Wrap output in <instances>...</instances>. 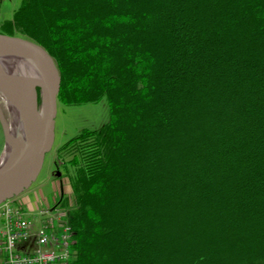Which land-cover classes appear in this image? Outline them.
<instances>
[{
    "label": "trees",
    "instance_id": "obj_1",
    "mask_svg": "<svg viewBox=\"0 0 264 264\" xmlns=\"http://www.w3.org/2000/svg\"><path fill=\"white\" fill-rule=\"evenodd\" d=\"M1 24L51 54L57 102L109 106L56 148L70 264L264 260V0H22Z\"/></svg>",
    "mask_w": 264,
    "mask_h": 264
},
{
    "label": "water",
    "instance_id": "obj_2",
    "mask_svg": "<svg viewBox=\"0 0 264 264\" xmlns=\"http://www.w3.org/2000/svg\"><path fill=\"white\" fill-rule=\"evenodd\" d=\"M12 53L20 51L28 54L39 67L41 103L38 94L33 104L25 101L22 93L24 81L16 75H10L0 68V95L11 102L26 118L24 135L21 138V149L10 156L0 166V204L28 190L39 174L45 154L54 142L55 117L57 113V97L61 84L59 68L51 54L39 43L29 37L0 32V52ZM0 121L3 125L5 145L12 142L11 123H7L2 109ZM21 137V136H20ZM14 140V139H13ZM59 174V171L57 172Z\"/></svg>",
    "mask_w": 264,
    "mask_h": 264
},
{
    "label": "rangeland",
    "instance_id": "obj_3",
    "mask_svg": "<svg viewBox=\"0 0 264 264\" xmlns=\"http://www.w3.org/2000/svg\"><path fill=\"white\" fill-rule=\"evenodd\" d=\"M22 0H0V32L10 33V29L2 25V21L9 19L15 8ZM17 35V34H16ZM38 98L41 94L40 88L36 87ZM0 109H2L7 123L11 120V108L7 100L0 95ZM109 116V106L105 97L97 102H85L84 104L65 105L57 102V113L55 117L54 142L51 149L45 154L43 166L32 183L27 196L32 209L28 204L22 206L26 208L29 214L36 213L40 208H50L53 213H57L64 219L75 212V198L70 190L69 179L65 175H59L61 170L60 161L57 162L56 148L72 138L82 128H94L107 121ZM5 135L3 125L0 121V157L5 145ZM59 175V176H58ZM61 199V200H60ZM60 200V202H58ZM18 201V200H16ZM21 202V201H20ZM56 204V205H55ZM51 213V215H53ZM37 220V219H35ZM37 222V221H35ZM256 264H264V260Z\"/></svg>",
    "mask_w": 264,
    "mask_h": 264
},
{
    "label": "built area",
    "instance_id": "obj_4",
    "mask_svg": "<svg viewBox=\"0 0 264 264\" xmlns=\"http://www.w3.org/2000/svg\"><path fill=\"white\" fill-rule=\"evenodd\" d=\"M16 198L0 204V253L4 264H70L75 238L70 222L50 208L29 214Z\"/></svg>",
    "mask_w": 264,
    "mask_h": 264
},
{
    "label": "bare ground",
    "instance_id": "obj_5",
    "mask_svg": "<svg viewBox=\"0 0 264 264\" xmlns=\"http://www.w3.org/2000/svg\"><path fill=\"white\" fill-rule=\"evenodd\" d=\"M0 68L12 76H18L25 82L22 87V93L25 96V101L29 104H33L36 96L34 84L41 82L40 70L34 60L24 52L12 51V53H7L1 51ZM8 103L11 108V120L9 122L11 123L12 127L11 137L14 140L12 139V142L6 145L4 153L0 157V166L8 158H10V156L16 154V151L21 149V138L24 135V127L26 123V118L22 117L18 109H16V107L11 102Z\"/></svg>",
    "mask_w": 264,
    "mask_h": 264
},
{
    "label": "crops",
    "instance_id": "obj_6",
    "mask_svg": "<svg viewBox=\"0 0 264 264\" xmlns=\"http://www.w3.org/2000/svg\"><path fill=\"white\" fill-rule=\"evenodd\" d=\"M29 191V189L28 190H26V191H24V192H22V193H20V195H18L17 196V200L21 203V205L22 204H24V203H26V204H28V207H29V209H32V205H31V203H29V198H28V194H27V192ZM24 207V206H23ZM36 224H38L37 222H36ZM2 227H3V223H2V218H1V216H0V231L2 230ZM20 247L22 248L23 247V245L22 244H20ZM4 260H3V255L0 253V264H4V262H3Z\"/></svg>",
    "mask_w": 264,
    "mask_h": 264
}]
</instances>
